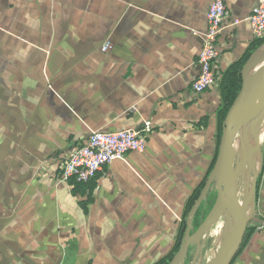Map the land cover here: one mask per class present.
<instances>
[{
	"label": "crops",
	"instance_id": "1",
	"mask_svg": "<svg viewBox=\"0 0 264 264\" xmlns=\"http://www.w3.org/2000/svg\"><path fill=\"white\" fill-rule=\"evenodd\" d=\"M209 2L0 0V264H153L171 251L216 152L219 82L255 38L256 0H224V26L239 22L218 37V83L194 94ZM144 121L145 149L97 173L84 211L60 155ZM248 227L231 264H264V168Z\"/></svg>",
	"mask_w": 264,
	"mask_h": 264
},
{
	"label": "water",
	"instance_id": "2",
	"mask_svg": "<svg viewBox=\"0 0 264 264\" xmlns=\"http://www.w3.org/2000/svg\"><path fill=\"white\" fill-rule=\"evenodd\" d=\"M241 78V87L222 123L215 163L186 217L184 233L178 240V250L169 264H187L190 245L193 243L195 248L191 264H198L211 227L219 218L224 225L222 239L216 253L205 264H231L253 220L257 179L261 172L264 45L246 60ZM244 180L241 194L238 188ZM212 187L216 191L213 203L199 225L191 231L197 209Z\"/></svg>",
	"mask_w": 264,
	"mask_h": 264
},
{
	"label": "built area",
	"instance_id": "3",
	"mask_svg": "<svg viewBox=\"0 0 264 264\" xmlns=\"http://www.w3.org/2000/svg\"><path fill=\"white\" fill-rule=\"evenodd\" d=\"M226 17L224 0H210L206 12V31L196 60L199 72L190 84L192 92L196 95L211 88L220 79L216 66L219 54L217 40L226 26L233 28L239 22L238 19H232L224 26ZM246 19L253 35L261 37L264 34V0H256ZM110 47L111 44L105 40L99 49L106 53ZM149 132V121H144L141 129L90 132L82 142L69 147L60 155L59 178L68 183H87L93 180L97 173L113 160H124L130 152H142Z\"/></svg>",
	"mask_w": 264,
	"mask_h": 264
},
{
	"label": "trees",
	"instance_id": "4",
	"mask_svg": "<svg viewBox=\"0 0 264 264\" xmlns=\"http://www.w3.org/2000/svg\"><path fill=\"white\" fill-rule=\"evenodd\" d=\"M263 45H264V35H262L261 37H255L254 40L249 44L245 53L238 60H236L230 66H228L227 69L223 72L222 78L219 82L221 104H220V107H219L218 113H217L218 131H217V140H216V152H215L214 158L212 160L211 166H210L207 174L204 176V178L201 180V182L194 188V190L192 191V193L190 194V196L187 199V202H186V205H185V208L183 211L182 219L180 221V236L179 237H181L184 233L186 217H187L191 207L193 206L194 202L198 198V196H199V194H200V192H201V190H202V188L206 182L207 176L209 175V173H210V171H211V169L215 163V159H216V156L218 153L219 140H220V136H221L222 123H223L224 117H225L230 105L232 104L233 100L235 99V97H236V95H237V93L241 87V81H242L241 70L243 68V65L245 64L246 60L250 57V55H252L259 47H261ZM260 151H261V172H260L258 179H257L256 200H257V196H258V186H259L262 171L264 168V139H263V143L261 144ZM70 182L72 185V192L73 193H80L81 195H84V194L86 195L85 199L80 200V204H81L83 210L86 211V204L92 200L91 194H92V191L95 187V179H93L87 183H76L73 181H70ZM211 200H212L211 197H206L203 200V202L201 203V205L199 206V208L197 209V212H196L194 219H193V224H194L195 228L201 222L202 217H203V210L205 207H208L210 205ZM253 229H254L253 227L247 228L245 235H244V238H243L242 245H241L239 251L241 250L242 246L247 241V239H248L249 235L251 234V232L253 231ZM178 247H179V244H178V242H176L174 244V246L172 247L171 251L165 257L157 260L153 264H169V262L171 261V259L174 256V254L178 250Z\"/></svg>",
	"mask_w": 264,
	"mask_h": 264
},
{
	"label": "rangeland",
	"instance_id": "5",
	"mask_svg": "<svg viewBox=\"0 0 264 264\" xmlns=\"http://www.w3.org/2000/svg\"><path fill=\"white\" fill-rule=\"evenodd\" d=\"M244 186H245V180L243 181V184L241 183L240 186H239V188H238L239 193L243 194V188H244ZM214 191L215 190L213 189V191L210 193V197L211 198H213ZM208 207H205L204 208V210H203V217L207 213ZM223 229H224L223 221L219 218L215 222V224L211 227L210 233H209V235L207 237V238H210V239L207 241V244L202 248V251H201V254H200V258L198 260V264H205L216 253V251H217V249H218V247L220 245L221 239H222ZM212 239L214 240L213 243H215V246L214 247L213 246L211 247V245L213 244V243L211 244V240ZM193 247H194L193 244H191L190 248L192 250H193ZM210 248L212 250L210 252V256L211 255L212 256L211 257H208V255H209V249Z\"/></svg>",
	"mask_w": 264,
	"mask_h": 264
},
{
	"label": "flooded vegetation",
	"instance_id": "6",
	"mask_svg": "<svg viewBox=\"0 0 264 264\" xmlns=\"http://www.w3.org/2000/svg\"><path fill=\"white\" fill-rule=\"evenodd\" d=\"M213 189L215 190V188L214 187H212V190L209 192V194L206 196V197H210V193L213 191ZM215 193H216V191H214V194H213V198H211L212 200H211V203H210V205H209V207H208V210H209V208H210V206L212 205V203H213V200H214V197H215ZM205 197V198H206ZM208 212V211H207ZM206 215V214H205ZM193 226H192V229L193 230H191V231H194V224H192ZM191 246V245H190ZM193 250L190 248V250H189V254H188V258H187V264H191V261H192V258H193V253H194V248H195V244L193 243ZM192 250V251H191Z\"/></svg>",
	"mask_w": 264,
	"mask_h": 264
},
{
	"label": "bare ground",
	"instance_id": "7",
	"mask_svg": "<svg viewBox=\"0 0 264 264\" xmlns=\"http://www.w3.org/2000/svg\"><path fill=\"white\" fill-rule=\"evenodd\" d=\"M236 148L238 147L236 144L234 145Z\"/></svg>",
	"mask_w": 264,
	"mask_h": 264
}]
</instances>
